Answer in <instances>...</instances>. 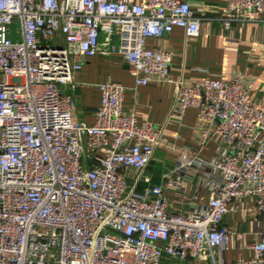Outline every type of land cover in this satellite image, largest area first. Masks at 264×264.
I'll return each instance as SVG.
<instances>
[{
	"label": "built area",
	"instance_id": "obj_1",
	"mask_svg": "<svg viewBox=\"0 0 264 264\" xmlns=\"http://www.w3.org/2000/svg\"><path fill=\"white\" fill-rule=\"evenodd\" d=\"M263 13L264 0H227L223 25ZM174 29L200 33L180 0H0V264H228L230 237L243 235L224 217L247 211L246 200L264 216V97L239 76L173 80L172 52L146 42ZM99 54L120 55L135 88L172 86L171 118L196 110L199 149L164 179L175 204L189 206L177 173L202 171L212 191L202 209L175 210L145 175L166 145L163 126L125 112L122 85L100 86L93 124L76 120L74 76ZM210 143L216 151L205 159ZM248 250L251 258L229 264H264V241Z\"/></svg>",
	"mask_w": 264,
	"mask_h": 264
},
{
	"label": "crops",
	"instance_id": "obj_2",
	"mask_svg": "<svg viewBox=\"0 0 264 264\" xmlns=\"http://www.w3.org/2000/svg\"><path fill=\"white\" fill-rule=\"evenodd\" d=\"M116 1V0H111ZM139 4L141 0H131ZM189 4L191 11L200 19V33L197 37H186L182 30L174 31L156 40H148L149 50H169L173 54L170 65V77L196 82L203 79L230 80L239 76L252 79L251 95L260 103L264 97V13L253 22L232 24L226 30L223 14L227 0H180ZM132 69L120 55H96L88 59L80 72L74 76L76 90L71 93L74 100V115L82 124L94 123V114L100 104V86L113 82L125 88L123 110L133 111L138 123L150 122L163 126L165 146L155 149L152 162L145 175L154 185H161L164 196L175 210L184 214L202 209L208 202L212 191L207 187L208 178L202 171L193 167L177 173L186 180L184 197L190 205H176L177 191L168 187L164 176L175 169L182 157L191 160L198 151V123L195 109L186 110L181 119L171 118L174 109L172 86L151 83L135 88L131 75ZM216 151V144L206 146L202 157L209 159ZM194 176L193 179H187ZM131 182L133 180H130ZM247 211L237 212L234 216L226 215L222 225L243 235V240L230 237L229 249L224 254V261L232 263L239 259L252 257L248 247L256 241H264V216L252 215L253 203L245 201ZM164 264H212L194 261L177 262L165 259Z\"/></svg>",
	"mask_w": 264,
	"mask_h": 264
}]
</instances>
